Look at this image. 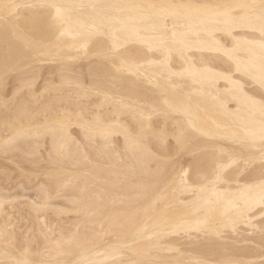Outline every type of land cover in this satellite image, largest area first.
Listing matches in <instances>:
<instances>
[{"label":"bare ground","instance_id":"obj_1","mask_svg":"<svg viewBox=\"0 0 264 264\" xmlns=\"http://www.w3.org/2000/svg\"><path fill=\"white\" fill-rule=\"evenodd\" d=\"M245 2L259 0H0V155L36 166L46 149L52 169L35 191L24 177L22 238L6 207L21 195L0 185V264H264V38L217 8ZM110 48L134 70L116 74ZM49 209L82 216L67 228Z\"/></svg>","mask_w":264,"mask_h":264},{"label":"rangeland","instance_id":"obj_2","mask_svg":"<svg viewBox=\"0 0 264 264\" xmlns=\"http://www.w3.org/2000/svg\"><path fill=\"white\" fill-rule=\"evenodd\" d=\"M9 89H11L10 87H9ZM41 152L43 153V155L45 156V157H43L42 156V153L40 154V157H41V161H40V165L38 164V165H36V166H34V165H32V163H31V160H33V159H28V161L26 160V158L25 159H22V158H19V157H15L14 158V161L15 160H17V161H15L16 163H14V162H10V157H11V155H0V169H2V170H4V171H6L7 173H9L10 175H11V179L9 180V181H5V178H4V175H0V181H2V182H0V185L3 187V190H4V188H5V192L7 191L8 193V195H10V196H14V197H16L17 195L19 196V195H21L22 193H21V191L20 190H22L21 189V187H22V185L24 184L26 187H28L27 186V183H26V178H24V177H26L27 175V177H30L29 175H32L30 178L32 179V180H34L33 181V184H34V186L36 185V187H34V188H32V189H34V191H35V188L37 189V185H39V183L37 182V181H42L43 179H44V176H42V175H44V172L46 173V172H51L52 171V169L48 166V164H47V162L45 161V158H46V156H47V153H45L46 152V149L44 150H41ZM45 153V154H44ZM2 156V157H1ZM177 156V157H176ZM174 158H175V160H189L190 159V156L188 155V154H184V153H179V154H176V155H174ZM24 160H25V162H24ZM103 162H104V165L102 164V163H100L99 164V166L100 167H102V169L104 170L106 167H108L107 165H108V162H105V160H102ZM17 162H21V164L20 165H18L17 164ZM43 164V165H42ZM16 165V166H15ZM26 165V166H25ZM41 166V167H40ZM110 166V165H109ZM31 167V168H30ZM32 167H34L33 169H32ZM29 168V169H28ZM49 169V170H48ZM109 169H111V170H115V168L114 167H109ZM24 171V172H23ZM99 174H100V176H99ZM69 175V174H68ZM68 175H65V176H63L62 178H68L69 176ZM98 176L99 177H103L102 179H106V177H108V174L106 173V171H102V172H100V173H98ZM3 178V179H2ZM119 179H122V178H119ZM128 181V182H127ZM129 181H130V183H139L140 182V179H138V178H132V179H128V180H124V182L123 181H121V182H119V183H117V184H115L116 185V187L117 188H125V187H128L129 185ZM134 181V182H133ZM10 182V183H9ZM22 182V183H21ZM43 182H44V180H43ZM40 183H42V182H40ZM5 184V185H4ZM21 184V185H20ZM121 184V185H120ZM126 184V185H125ZM8 185V186H7ZM131 185V184H130ZM33 187V185H30L29 187ZM134 186V185H133ZM133 186H131V187H133ZM7 189V190H6ZM32 189H30V190H27L25 193H26V195L24 194V192H23V194L25 195H21V196H19V198L18 199H16L14 202H8L7 203V205H6V207H7V210H10L11 209V211L13 210V212L15 213V215H16V218H17V220L19 221V224H18V229H17V232L19 231V232H21V233H23L24 232V234H21V236H20V234L18 233V237L19 238H22V236H24L25 235V230H28V228H29V221L27 222V220H23L22 221V219H20L22 216L23 217H27V215L29 214V212H31L30 210H29V204L30 203H28V202H30L31 200H35L36 199V196H34V191L32 190ZM32 190V193H30L29 191H31ZM72 191H74V188L73 189H69L66 193H70V192H72ZM5 192H3V193H5ZM114 192V193H113ZM117 192V193H116ZM123 192L122 191H119L118 192V190H111V191H109V193H108V196H109V198H112V199H122L123 198V196H125L126 194H122ZM134 193H136V192H132L131 194H133L134 195ZM6 194V193H5ZM6 194V195H7ZM31 195H32V197H33V199H31L32 197H31ZM115 195V196H114ZM22 196H24L23 198H21ZM117 196V197H116ZM132 196V195H131ZM27 197V198H26ZM31 197V198H30ZM62 199V198H61ZM27 200V201H26ZM30 200V201H29ZM56 201H57V203H56ZM54 203H56V204H58L59 202L58 201H61V200H56ZM63 201V200H62ZM61 201V203L60 204H62L63 202ZM26 202V203H25ZM32 202V201H31ZM18 203H20L19 205H17ZM21 205V206H20ZM11 208H10V207ZM13 206H15V208L14 209H12L13 208ZM17 207H19V208H21L22 209V212L20 211L21 209H19V208H17ZM25 208V209H24ZM17 209H18V212L21 214V216H20V214L18 215V212H17ZM23 211H26V212H24L23 213ZM48 212V213H47ZM44 213H45V216H47V218L48 219H50V220H59V221H56V223H60V222H62V223H60V224H62L63 226L65 225V227H66V225H67V228H70L71 227V225H74L79 219H80V217L82 216V214L81 213H69V214H67V215H62L61 217H58L57 215H56V213H55V211L53 210V209H49V210H47V211H44ZM25 214V215H24ZM50 214V215H49ZM20 217V218H18V216ZM37 215H39L38 213H37ZM52 215V216H51ZM56 215V216H55ZM63 216H66V217H63ZM59 218V219H58ZM64 218V219H63ZM73 218V219H72ZM77 218V219H76ZM60 220H62V221H60ZM22 221V222H21ZM24 221H26V222H24ZM72 221V222H71ZM70 222V223H69ZM74 222V223H73ZM18 223V222H17ZM70 225V226H69ZM28 226V228H26ZM20 227H21V229H20ZM246 228V227H245ZM247 234H249V232L247 233ZM32 246H31V248L33 247V249H35L36 247H34V245L36 246V244L35 243H33V244H31Z\"/></svg>","mask_w":264,"mask_h":264},{"label":"snow or ice","instance_id":"obj_3","mask_svg":"<svg viewBox=\"0 0 264 264\" xmlns=\"http://www.w3.org/2000/svg\"><path fill=\"white\" fill-rule=\"evenodd\" d=\"M8 8H16L18 5L16 4H10L7 5ZM52 7H55L57 10V18H62V11L61 6L52 5ZM108 7L114 8V9H143L145 7L148 8H154L157 7V5H136V4H129V5H109ZM160 7H174V6H160ZM217 8L224 9L223 15L226 18L235 17L242 21H251L255 19L259 23V30L261 32L262 38H264V0H259L258 3L256 2H245V3H237V4H222L217 5ZM4 19L3 16H0V20ZM25 46L27 48H31L32 44L31 42H26ZM262 48H264V44L261 45ZM103 59L109 63L111 68L116 74H123L126 72H131L134 70V66L131 64H125V63H119L117 64L116 61L119 58V53L115 50V48H110L107 51L103 52L102 54ZM264 82V80H262ZM61 87H63V82L61 84ZM261 111L264 112V103H261L260 105ZM23 135V133H18L16 137L10 138L8 141H5V150L15 142V139H17L19 136ZM175 138L177 140V144L181 145L183 143V138L185 135L184 130H177L175 133ZM256 139L255 136H248L244 138V142H254ZM259 140L261 143V167L264 168V124H262L260 133H259ZM223 171V166L216 172V178L213 181V183L219 182L221 179V173ZM264 187V186H262ZM196 227L199 230H208L207 227V221H198ZM261 232L264 233V226L261 227Z\"/></svg>","mask_w":264,"mask_h":264}]
</instances>
